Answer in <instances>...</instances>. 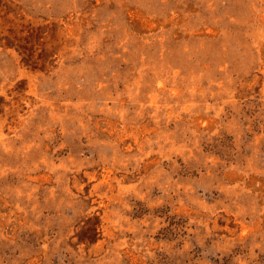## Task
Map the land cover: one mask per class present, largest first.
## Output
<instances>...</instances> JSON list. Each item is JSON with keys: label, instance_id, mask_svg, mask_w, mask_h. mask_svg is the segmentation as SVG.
Here are the masks:
<instances>
[{"label": "rangeland", "instance_id": "obj_1", "mask_svg": "<svg viewBox=\"0 0 264 264\" xmlns=\"http://www.w3.org/2000/svg\"><path fill=\"white\" fill-rule=\"evenodd\" d=\"M0 264H264V0H0Z\"/></svg>", "mask_w": 264, "mask_h": 264}]
</instances>
